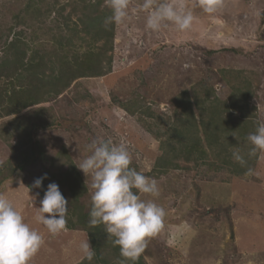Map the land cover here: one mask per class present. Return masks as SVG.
Returning a JSON list of instances; mask_svg holds the SVG:
<instances>
[{
    "label": "rangeland",
    "instance_id": "rangeland-1",
    "mask_svg": "<svg viewBox=\"0 0 264 264\" xmlns=\"http://www.w3.org/2000/svg\"><path fill=\"white\" fill-rule=\"evenodd\" d=\"M68 2L59 0L49 14L43 5V18L18 25L27 0H0L1 43L22 32L29 48L51 52L63 30L58 9ZM142 2L129 0V19L115 24L110 72L72 82L61 95L38 105L39 115L31 114L36 125L31 140L39 142L42 158L0 186V194L11 199L44 238L29 264H75L85 258L80 250L87 240L84 231L64 228L52 235L35 220L43 189L31 186L45 174L42 186H47L66 170L64 159H57L62 147L76 166L98 138L125 142L133 157L130 167L158 181L156 202L167 215L161 232L147 241L140 255L145 264H264V152H257L251 175L236 176L233 166L216 171L220 163L211 152L206 165L177 159L172 162L178 169H155L163 154L164 126L177 107L173 100L184 90L207 85L226 100L234 86L245 88L249 83L253 96L248 109L254 108L257 123L264 122V0H220L213 13L204 12L199 0H183L194 16L191 28L178 31L169 24L158 32L146 28V12L135 11ZM70 12L65 7L62 15ZM75 21L77 16L72 15L71 22ZM82 37L78 33L73 41L78 53L86 49ZM12 118L1 119L0 124ZM15 143V138L8 143L0 140V165L10 158ZM249 146L239 144L228 153L233 158L234 150ZM76 168L84 184H90V177ZM58 186L68 199L64 185ZM86 189L81 201L88 208L91 191ZM184 225L190 230H181Z\"/></svg>",
    "mask_w": 264,
    "mask_h": 264
},
{
    "label": "trees",
    "instance_id": "trees-1",
    "mask_svg": "<svg viewBox=\"0 0 264 264\" xmlns=\"http://www.w3.org/2000/svg\"><path fill=\"white\" fill-rule=\"evenodd\" d=\"M58 1L27 0L23 10L25 17L18 20V25L38 21L45 14L42 12L43 5H46V13L49 14ZM104 3L105 0H69L58 9V16L64 20L62 29L68 34L63 35V30L58 33L56 47L51 52L29 48L22 32L14 35L9 42L7 36L1 43L3 37L0 36V120L13 117L8 123L0 124V140L4 143L12 138L16 140L11 146L10 158L0 165V186L17 171L35 165L42 158L39 142L31 140L36 126L32 117L41 111L36 107L47 102L49 97L61 95L78 79L102 77L110 72L112 57L109 53L113 50L115 23H106L112 11ZM65 7L71 8L67 16L62 15ZM72 15L77 16V21L71 22ZM78 33L85 36L80 38L86 47L83 53H78L73 42ZM199 85L200 89L195 87L192 92L184 90L173 100L172 104L176 103L177 107L174 108V118L164 126V139L161 141L163 154L156 161L155 169L159 172L178 169L179 166L172 162L177 159L206 165L211 152L220 163L216 171L233 166L232 174L244 175L248 169H253L257 159V154L248 156L251 145L246 140L258 124L254 108L248 109V100L253 96L250 84L246 83L245 88L234 86L226 100L218 98L212 87ZM126 110L134 115L132 108ZM148 111L145 114L151 117ZM239 144L249 146L247 150L241 149L246 159L243 166L232 162L233 158L228 153ZM57 159H64L67 166L54 181L64 185L69 195L65 229L84 231L95 251L91 261L84 258L77 264H145L142 257L135 262L125 260L120 256L119 247L113 246L108 239L103 225H89L91 205L86 208L81 201L87 193L86 186L64 147ZM47 186H41V199Z\"/></svg>",
    "mask_w": 264,
    "mask_h": 264
},
{
    "label": "clouds",
    "instance_id": "clouds-1",
    "mask_svg": "<svg viewBox=\"0 0 264 264\" xmlns=\"http://www.w3.org/2000/svg\"><path fill=\"white\" fill-rule=\"evenodd\" d=\"M206 13H213L220 0H199ZM112 15L106 23L122 24L129 19V0H105ZM146 12V28L158 32L172 24L178 31L191 28L194 16L186 10L183 0H143L135 9ZM251 145L248 156L264 152V122H259L254 132L246 137ZM88 149L90 154L76 165L91 183L89 225H103L113 246H118L120 256L135 262L144 252L147 241L157 236L164 227L166 210L156 202L160 195L158 181L142 171L130 167L132 154L125 142L113 143L110 139L93 140ZM233 159L242 166L245 156L239 149L232 153ZM248 169L245 175H251ZM47 174L34 181L31 187L40 188ZM86 179V180H87ZM30 190V189H29ZM149 196L144 199L142 196ZM37 208L35 220L43 224L48 233L56 235L66 225L68 200L62 195L56 183H50ZM181 230H190L184 225ZM44 244L40 232L32 228L20 210L6 195L0 194V264H29L31 258ZM84 257L91 261L95 251L89 240L80 244Z\"/></svg>",
    "mask_w": 264,
    "mask_h": 264
},
{
    "label": "crops",
    "instance_id": "crops-1",
    "mask_svg": "<svg viewBox=\"0 0 264 264\" xmlns=\"http://www.w3.org/2000/svg\"><path fill=\"white\" fill-rule=\"evenodd\" d=\"M69 237H70V236H69ZM72 237H73V236H72ZM73 238H75V236H74ZM75 250H76V252H77L78 249H75ZM78 262H80V260H79ZM78 262H76L75 264H77Z\"/></svg>",
    "mask_w": 264,
    "mask_h": 264
},
{
    "label": "bare ground",
    "instance_id": "bare-ground-1",
    "mask_svg": "<svg viewBox=\"0 0 264 264\" xmlns=\"http://www.w3.org/2000/svg\"><path fill=\"white\" fill-rule=\"evenodd\" d=\"M37 196V195H36ZM40 203V202H39ZM69 235V234H68ZM63 240V239H62Z\"/></svg>",
    "mask_w": 264,
    "mask_h": 264
}]
</instances>
